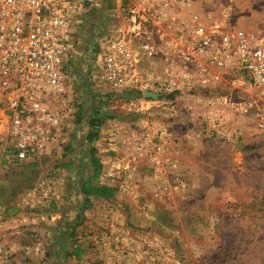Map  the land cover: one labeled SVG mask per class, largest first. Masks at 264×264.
<instances>
[{"label": "rangeland", "instance_id": "rangeland-1", "mask_svg": "<svg viewBox=\"0 0 264 264\" xmlns=\"http://www.w3.org/2000/svg\"><path fill=\"white\" fill-rule=\"evenodd\" d=\"M224 2V22L264 41V0ZM109 21L107 12H99L80 28L60 105L69 125L62 140L70 130L74 141L68 149L44 162L9 158L1 133L13 92L0 83V183L11 177L13 188L15 175L34 177L8 197L15 213L0 215L7 226L0 228V264H264V85L236 83L221 91H235L233 100L213 99L224 111L221 132L205 120L210 105L201 93L141 114L150 125L134 140L148 141L141 150L130 146V131L120 134L122 142L117 137L123 144L118 158L101 163L98 172L90 154L86 161L80 155L82 147L97 151L100 132L89 121L99 103L112 117L128 109L125 95L107 91L92 75L94 40ZM89 127L97 136L82 146ZM92 187L111 191L94 194Z\"/></svg>", "mask_w": 264, "mask_h": 264}, {"label": "built area", "instance_id": "built-area-1", "mask_svg": "<svg viewBox=\"0 0 264 264\" xmlns=\"http://www.w3.org/2000/svg\"><path fill=\"white\" fill-rule=\"evenodd\" d=\"M224 1L0 0V83L13 92L2 125L4 151L16 160H36L62 141L60 105L68 95L80 28L99 12L110 18L92 47L99 86L125 95L128 110L144 115L203 93L210 105L205 120L224 130V111L213 99L233 100L235 91H221L236 83L264 85L263 38L224 22ZM189 104L185 109L193 111Z\"/></svg>", "mask_w": 264, "mask_h": 264}, {"label": "crops", "instance_id": "crops-1", "mask_svg": "<svg viewBox=\"0 0 264 264\" xmlns=\"http://www.w3.org/2000/svg\"><path fill=\"white\" fill-rule=\"evenodd\" d=\"M126 110H127V112H130L128 109H126ZM103 112H104V110H103ZM127 112L118 111L117 115H115L114 117H112V115L109 112H106L107 118H105L103 120V122L97 126V129L100 132V136H99L98 141H97V151L95 154H96V158L99 160L100 163L103 164V162L104 163L105 162H111L112 159L114 161V159L118 158V156H115V155H119L118 150L122 149V146H120V144L122 142L121 136L123 133L131 131V133L135 134L132 138L133 139L132 145H130L131 147L134 148L136 146V143H137L134 140H136L137 138L140 137L139 134L141 133V131H144L145 133L148 132V128H150V125H148V124L146 125L145 120L147 118L145 116L141 117L140 116L141 114L130 112V113H134L136 116L131 115L132 116L131 119H128L129 115L127 117ZM113 114H116V112H114ZM111 117H112V119H111ZM130 122L133 124H136L135 127ZM68 126L69 125L67 124L66 127L64 126V128L67 129ZM64 134H65L64 140L54 143L55 145L52 146L54 148L51 149L52 147H50L51 151H49V149L47 148L44 152L41 153V155L39 156L41 162L46 161L45 159L48 157V154H51V153L54 154L56 152L61 151L62 148L63 149L66 148L67 145L69 144V141L72 143V145H74L73 144L74 141H73V139H71V131L65 130ZM120 134H121V136H120ZM117 137L121 138V139L119 138L121 141L120 144L117 143V142H119V141H117ZM81 141H82V146L83 145L85 146V144L90 143L87 139V135L84 138H82ZM60 142L62 144H59ZM121 145H123V144H121ZM68 148L69 147H67V149ZM83 149L84 148L82 147L80 155H81V153H84V154H82V156H84V159H85L84 161H86L87 160L86 156H89L88 154H90V152L85 151L87 149V147L85 150H83ZM69 157H67L65 162H68ZM51 159L53 160V158H51ZM69 162H71V160ZM40 166H43V165L40 164ZM40 166H37L36 168H38V170H40L41 169ZM43 169H45V167H43ZM29 179L33 181L34 177H30L27 173L25 175H22V174L21 175H15V177L12 179L14 186H15L13 188H10V185L8 184L11 180V177L10 178L5 177L2 179V181L0 183V215H2L3 217H6L7 215L10 216V215H13L15 213V211H14L15 209L14 208L11 209V207H13V204L8 202V197L19 193L18 191L21 190L22 186H25V184L27 182H32V181H29ZM30 192L31 193H29V194H33L32 190ZM96 198H97V196H96ZM5 200H6V202H5ZM14 206L19 207L18 205H14ZM4 227L6 228L7 226L6 225L2 226V224H0V228L4 229Z\"/></svg>", "mask_w": 264, "mask_h": 264}, {"label": "trees", "instance_id": "trees-1", "mask_svg": "<svg viewBox=\"0 0 264 264\" xmlns=\"http://www.w3.org/2000/svg\"><path fill=\"white\" fill-rule=\"evenodd\" d=\"M100 107L101 106H100V103H99L98 107L95 108V110L93 112V115L91 116L90 121H89L91 128L93 130H96V131H97V129H96L97 126L99 124H101L105 118H107V113L106 112H103ZM91 128H90V132L87 135V139H88V141L90 143L97 136V133H95L96 131H92ZM95 153H96V150L94 148H91L90 149V155L92 156V163L94 165V169L97 170L96 172H98V170L101 167V163L96 158V154ZM93 188L94 187H92V191H93L92 193H94V194H97V193H100V194H109L110 191H111L110 188H108V187H105L104 189H99V188L95 187L94 190H93ZM82 189L84 191H86L87 193L91 192V190L88 187H86V186L82 187Z\"/></svg>", "mask_w": 264, "mask_h": 264}]
</instances>
